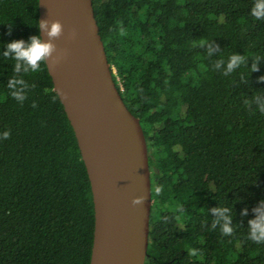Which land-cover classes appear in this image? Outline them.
I'll return each instance as SVG.
<instances>
[{
  "label": "trees",
  "instance_id": "16d2710c",
  "mask_svg": "<svg viewBox=\"0 0 264 264\" xmlns=\"http://www.w3.org/2000/svg\"><path fill=\"white\" fill-rule=\"evenodd\" d=\"M253 2L92 0L114 82L148 148L144 264H264V244L247 236L264 199V114L244 104L264 94V20L251 16ZM37 21L38 0H0V52L39 34L29 25ZM213 40L221 51L209 57L200 44ZM234 53L249 67L214 68ZM12 63L0 56V134L10 132L0 139V264H89L94 210L73 128L46 65L24 76L23 104L11 97ZM217 206L232 209L233 235L212 229Z\"/></svg>",
  "mask_w": 264,
  "mask_h": 264
},
{
  "label": "water",
  "instance_id": "95a60500",
  "mask_svg": "<svg viewBox=\"0 0 264 264\" xmlns=\"http://www.w3.org/2000/svg\"><path fill=\"white\" fill-rule=\"evenodd\" d=\"M47 18L64 25V35L55 43L68 50L67 57L46 67L90 182L94 231L89 264H144L152 195L139 118L114 82L92 0H38V20ZM73 28L77 36L69 40ZM140 195L143 204L132 206V198Z\"/></svg>",
  "mask_w": 264,
  "mask_h": 264
},
{
  "label": "clouds",
  "instance_id": "9594fccd",
  "mask_svg": "<svg viewBox=\"0 0 264 264\" xmlns=\"http://www.w3.org/2000/svg\"><path fill=\"white\" fill-rule=\"evenodd\" d=\"M251 16L255 20H264V0H254L253 5L250 10ZM38 29L39 34L31 35L27 41L24 39L13 40L7 42L4 45V50L0 52V56L4 60L14 61L13 72L10 76L7 84V89H9L10 95L16 101L23 104L27 99L29 84L24 79V76L29 73H38L42 70V65H47L49 63L51 67H55L62 60L67 57V49H58L55 43L61 36L64 35V25L59 19L49 20L40 19L35 24ZM12 25L9 27V34L11 33ZM77 36V31L75 28L69 30L67 39L73 40ZM201 47H206V52L209 57L213 56L214 53H219L221 51L220 46L216 44L215 40L211 42L202 41ZM262 57H256L250 65L251 72L259 71V61ZM241 66H248V58L245 55L234 53L232 54L227 63L223 60H217L214 64V68L217 70H222L224 75H230L236 69ZM264 80V76L260 77ZM34 87V85H32ZM59 95L63 96V99L68 98L66 92H61L59 90ZM55 99V97H54ZM244 104L246 108L251 112L253 111V105L262 114H264V94H257L251 97V99H245ZM32 107L36 108L37 104L35 101L32 103ZM10 138V132L5 130L0 134V139ZM162 186H156L154 191L157 195L162 192ZM145 197L143 195L135 196L131 200L132 206L142 205ZM213 214V221L211 224L212 229L219 227L222 235L230 236L235 232L234 222H233V211L227 206H217L211 208L210 210ZM254 217L248 220V239L256 244H264V199L260 200L259 203L252 208ZM248 209L244 208L241 210V216H247ZM193 254H196V250H193Z\"/></svg>",
  "mask_w": 264,
  "mask_h": 264
},
{
  "label": "flooded vegetation",
  "instance_id": "af4514ba",
  "mask_svg": "<svg viewBox=\"0 0 264 264\" xmlns=\"http://www.w3.org/2000/svg\"><path fill=\"white\" fill-rule=\"evenodd\" d=\"M153 201H154V198H152V203H153Z\"/></svg>",
  "mask_w": 264,
  "mask_h": 264
}]
</instances>
